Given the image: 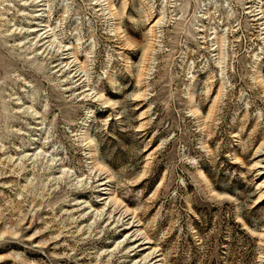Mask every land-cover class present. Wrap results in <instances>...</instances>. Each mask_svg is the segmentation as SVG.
<instances>
[{"label":"rangeland","instance_id":"1","mask_svg":"<svg viewBox=\"0 0 264 264\" xmlns=\"http://www.w3.org/2000/svg\"><path fill=\"white\" fill-rule=\"evenodd\" d=\"M0 264H264V0H0Z\"/></svg>","mask_w":264,"mask_h":264},{"label":"bare ground","instance_id":"2","mask_svg":"<svg viewBox=\"0 0 264 264\" xmlns=\"http://www.w3.org/2000/svg\"><path fill=\"white\" fill-rule=\"evenodd\" d=\"M115 19V18H114ZM158 22H160V21H158ZM30 31V30H29ZM35 32V31H34ZM47 32H49V30H47ZM49 34V33H48ZM46 36V35H45ZM45 38H47V37H45ZM223 43V42H222ZM58 46V45H57ZM53 48V47H52ZM224 50V49H223ZM74 54V53H73ZM75 56V55H74ZM144 56V55H143ZM77 59V58H76Z\"/></svg>","mask_w":264,"mask_h":264}]
</instances>
